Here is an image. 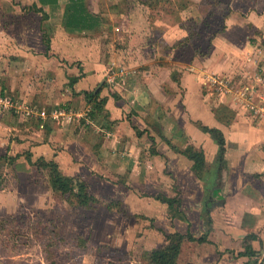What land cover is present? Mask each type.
I'll return each mask as SVG.
<instances>
[{
	"label": "crops",
	"instance_id": "1",
	"mask_svg": "<svg viewBox=\"0 0 264 264\" xmlns=\"http://www.w3.org/2000/svg\"><path fill=\"white\" fill-rule=\"evenodd\" d=\"M190 10L185 7L177 14ZM123 16L125 13L111 0H0V21L11 18L15 23L12 26L16 27V33L8 30L1 37L4 29L0 26V61L5 63L3 71H6L5 75L0 73L1 88L28 100L35 109L38 107L31 100L39 98L42 110L49 109L45 119H30L39 122L37 131L31 136L27 134L36 141L30 147L31 153L50 157L51 147L79 143L89 131H98L103 143L96 146V152H90L103 159L105 167L113 166L120 173L131 169L134 174L143 171L149 162L155 164V185L166 181L170 186L173 182L180 189H191L192 195L193 188L183 183L189 178L194 188L202 190L195 201L191 196L190 204L181 201L179 211L183 210V222L188 225L194 222L189 210L199 208L197 219L201 221L199 215H205L211 226L207 241L183 239L177 244L178 257L188 248L191 252L186 258H192L189 262L193 264H246L250 259L238 253L248 244L255 252L253 259L264 262V191L256 184L264 186V119L254 118L234 94L217 95L205 82L208 75L233 78L238 71L241 76L235 84L255 87L253 99L259 101V95L264 96V85L257 79L261 68L256 73L254 66L256 61H264V47L253 41L235 43L227 31L241 29L242 22L228 16L224 33L216 34L206 44L199 40L186 63L174 62L178 66L163 68L164 77H158V71L152 70L162 68L153 66L155 59L148 67L144 58L122 57L126 65L114 70L112 66H117L121 59L109 55L113 50L111 32L127 37L125 20L121 28ZM250 16L245 18L246 23L252 20ZM260 22L254 27L257 32ZM164 31L161 41L168 45L169 52L176 51L180 45L175 43L188 36L187 28L179 25ZM183 44L184 47L187 43ZM174 69L181 74L173 80ZM72 78L77 81L70 82ZM98 89L105 103L102 111L91 118L88 114L91 105L83 92ZM212 100L219 105L211 104ZM151 107L150 115H155L159 131L155 135L154 153L146 148L149 140L146 138L153 134L145 130L148 127L143 118ZM220 107H225L226 115L217 118L214 111ZM53 112L60 114L54 117ZM6 114L14 117L12 113ZM165 116L166 122L160 124ZM22 120L27 121L18 117V121ZM32 124L26 123L33 128ZM202 126L221 131L224 138L221 164L217 160L219 146ZM166 140L179 151L187 146L202 150L204 171L214 164L217 170L222 167L221 175L217 171L210 179L198 177L192 170L193 161L174 150ZM146 155L149 157L145 158ZM158 205L155 200V209ZM248 234L255 239L247 241Z\"/></svg>",
	"mask_w": 264,
	"mask_h": 264
},
{
	"label": "rangeland",
	"instance_id": "2",
	"mask_svg": "<svg viewBox=\"0 0 264 264\" xmlns=\"http://www.w3.org/2000/svg\"><path fill=\"white\" fill-rule=\"evenodd\" d=\"M111 2H115L122 13H125V16L121 17V28L124 20L127 23V37H118L117 31L111 32L113 50L109 55L121 59L117 66H112L114 70L126 65L122 57L128 56L129 60L144 58L148 60V67L153 65L151 60L155 59L153 66L162 68L152 67V70L158 71V77H164L166 72L163 68L178 66L174 62L186 63L194 47L198 46L199 40L201 44L202 41L206 44L216 34L224 33L228 16L234 21L242 22L241 29L227 31L235 43L241 45L244 41H253L254 44H261V48L264 47V0ZM185 7L191 9L190 13L177 14V11ZM249 16L252 20L246 23L244 20ZM7 20L0 21V26L4 29L1 37L6 36L8 30L16 33V27L12 26L15 24L13 19ZM256 22L261 24L259 32L254 28ZM177 25L187 28L188 36L179 40L183 45L187 43V46L179 44L180 47L176 48V51L169 52L168 45L161 41V36L166 32L164 30ZM125 39L128 42H125ZM149 43L152 46L148 45ZM3 58L7 56L3 55ZM3 65L5 63L0 61V73L5 75ZM263 65L264 61H256L255 72L258 73L256 70ZM174 71L176 72L173 74L176 75H172L173 80L181 74L176 69ZM233 75L232 81L238 82L240 72L237 71ZM1 79L2 77L0 91L5 89L8 96L14 97L8 89H3V86L1 88ZM215 95L214 93L213 96ZM13 100L20 101L21 105L30 103L19 96ZM31 102L42 110L39 98ZM211 104L215 106L218 102L212 100ZM43 109L46 114L49 113L48 108ZM12 114L14 117L0 113V264H149L148 257L152 250L168 246L177 248L176 264H193L189 262L192 258H186L191 252L188 248L178 257V245L183 239H187V233L199 237L206 233L208 235L211 226L207 223L205 215H199L201 221L197 219L200 210L195 207L193 209L196 211L189 210L194 222L188 225L183 222V210L179 211L181 201L190 204L191 196L195 201L202 194L201 189L194 188L192 180H183L185 187L193 188L191 195V189H180L179 185L173 182L170 186L166 181L155 185L153 163H145L143 171L134 174L130 173L131 169L120 173L117 172L118 168L105 167L103 159L93 156L94 153L90 152H96V146L103 143L101 133L89 131L79 143L51 147L52 155L45 157L57 162L64 175L84 181L89 193L97 200L87 207L78 206L72 194H62L51 188L46 168L40 169L32 164L39 157L33 156L30 151V147L36 143L34 136H30L37 131L39 122L36 123L27 117L23 118L27 121H18V112ZM150 114L152 107L150 112L143 115L149 128L145 130L153 134L152 137L146 138L149 139L146 148L148 147L149 152H155V135L159 134V131L155 115ZM166 118L167 116L160 124H164ZM27 122L33 123V128L26 125ZM14 127L16 130H13ZM27 157H30V163ZM143 162H146V159ZM98 163L100 165L97 168ZM216 166L212 164L210 169H206L203 172L204 177L210 179L211 176H216ZM167 170L168 164L165 175ZM256 184H260L258 186L264 191L261 183ZM161 197L178 199L180 205L169 206L158 199ZM155 200L159 201L156 209ZM168 254H171L170 250Z\"/></svg>",
	"mask_w": 264,
	"mask_h": 264
},
{
	"label": "trees",
	"instance_id": "3",
	"mask_svg": "<svg viewBox=\"0 0 264 264\" xmlns=\"http://www.w3.org/2000/svg\"><path fill=\"white\" fill-rule=\"evenodd\" d=\"M177 44H181V43L178 41ZM74 81H77V78H72L70 80V82H74ZM83 93H84V97H85L87 104L91 105V108L88 114H89V117L92 118L97 113L102 111L105 100L99 97V93H100L99 89L96 91L94 90L84 91ZM224 110L226 111L225 107L223 108L220 107L219 109L214 111L217 118H219L220 115L222 114L226 115V112H224ZM201 129L207 132L210 135V137L218 144L219 155H218L217 160H218V163L221 164L222 156L224 153V138H223L221 131L217 128H209L205 126H202ZM166 142L169 144V146L173 147L174 150L186 155L190 160H192L193 161V164H192L193 172H195V174L198 177L203 176V172H205L204 169H205L206 162H205V158H204V154L202 150H198L193 146H187L184 150L179 151L176 147L170 145L168 140H166ZM28 154L30 155L31 153L29 152ZM27 158L30 163V159H29L30 157H27ZM32 164H34L40 169L46 168L48 172L49 183H50L51 188L54 191L62 193V194H69V195L72 194L76 198V204L78 206L87 207L97 202L94 196H92L89 193L88 186L84 181L80 180L79 178H73V177L64 175L61 172L58 163L55 162L54 160H46L44 157L40 156L38 160L36 162H33ZM221 168L222 167L220 166L218 170L217 169L216 170L220 171ZM158 199H160L161 202L167 203L169 206L176 205V204L178 206L180 205V200L178 199L176 200V199L167 198V197H161ZM208 224L210 225V222H208ZM186 237L190 241H197L199 243L207 241V233L197 238L193 237L190 233H187ZM245 239L247 241H249L250 239L253 240L255 239V236H253L252 234H248L246 235ZM169 250L171 251V254H168ZM175 255H177V248L165 247L161 249H154L149 253V257H148L149 264H176ZM238 255L247 256L250 259V261L247 262L246 264H264L263 261L258 262L256 259H253V257L255 256V252L253 251L251 245L246 244L245 249L242 252H239Z\"/></svg>",
	"mask_w": 264,
	"mask_h": 264
},
{
	"label": "built area",
	"instance_id": "4",
	"mask_svg": "<svg viewBox=\"0 0 264 264\" xmlns=\"http://www.w3.org/2000/svg\"><path fill=\"white\" fill-rule=\"evenodd\" d=\"M261 73L257 77L258 81L264 85V65L261 67ZM110 78H108L109 80ZM112 81V78H111ZM207 82L213 92L217 95H227L228 93L234 94V98L242 105H246L248 112L256 119H264V96L259 95L260 100L255 101V87L245 84H235L232 77L227 75L211 74L206 77ZM16 113L18 112L19 118L28 119H45L47 114L45 110L35 109L30 105H21L13 100L12 96H8L6 92L0 91V113ZM60 112H53V116L57 117Z\"/></svg>",
	"mask_w": 264,
	"mask_h": 264
}]
</instances>
